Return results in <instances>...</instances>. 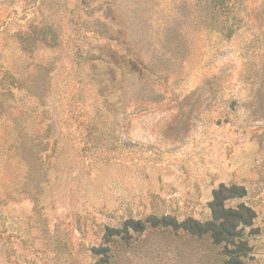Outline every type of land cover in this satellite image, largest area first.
Instances as JSON below:
<instances>
[{"label": "rangeland", "instance_id": "obj_1", "mask_svg": "<svg viewBox=\"0 0 264 264\" xmlns=\"http://www.w3.org/2000/svg\"><path fill=\"white\" fill-rule=\"evenodd\" d=\"M0 264H264V0H0Z\"/></svg>", "mask_w": 264, "mask_h": 264}, {"label": "trees", "instance_id": "obj_2", "mask_svg": "<svg viewBox=\"0 0 264 264\" xmlns=\"http://www.w3.org/2000/svg\"><path fill=\"white\" fill-rule=\"evenodd\" d=\"M228 192L230 197H242L246 195V191L237 186L227 188L221 186L215 192L214 201L211 204L213 219L206 224H200L193 220L186 221V228L191 233L203 235L209 234L216 244H233L234 241L240 238V233L237 231L239 226L251 225L252 211L250 208L241 205L238 209L225 208L223 205L222 192ZM242 242V240H240ZM242 249H247L246 242H242Z\"/></svg>", "mask_w": 264, "mask_h": 264}]
</instances>
